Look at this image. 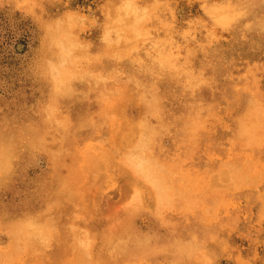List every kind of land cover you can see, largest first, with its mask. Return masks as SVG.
<instances>
[{
	"label": "rangeland",
	"instance_id": "1",
	"mask_svg": "<svg viewBox=\"0 0 264 264\" xmlns=\"http://www.w3.org/2000/svg\"><path fill=\"white\" fill-rule=\"evenodd\" d=\"M155 1L0 0V132L7 134L18 126L35 127L44 116L41 112L49 101L52 84L45 72L47 46L43 42L48 40V27L64 17L71 29L74 27L71 30L73 41L81 45L78 48L73 42L74 46L81 47L83 57L89 60L80 58L82 65L77 62L76 69L100 72L96 81L128 89L122 92V97L118 94L120 102L113 107L109 118L89 114L97 126L83 130L78 141H88L93 147L96 141L107 152L95 147L90 151L93 157H102V152L108 156L107 160L95 165H86L84 173L86 193L80 203L83 207L78 209L77 222L80 223L74 234L84 238L85 232L89 233V247L80 248L89 250L85 252L87 260L91 264H135V260L144 258L140 264H180V259L173 253L178 238L189 241V234L199 233L200 237L207 230L210 242L202 247L209 256L206 264H264V132L258 136L247 134L251 137L246 146L232 142L242 103L247 100L258 102L262 106L258 111L264 113V30L261 34L250 33L245 41L239 42V31H230L213 23L207 14L208 6L222 0ZM147 8L151 11L146 14ZM121 10L125 15L130 12L126 15L130 19L125 15L126 19H122ZM140 10V15L134 16ZM115 20L119 25L115 22L112 23L115 26H110ZM240 20L239 24H247L251 18L246 14ZM133 21L141 22L144 30L140 24L134 23L133 27ZM129 26H132L130 32H124ZM136 27L142 29L138 34H143V41L141 37L137 39L139 44L135 41ZM143 31L146 35L141 33ZM124 34L130 39L135 38L128 45L136 43V47L133 45V49H128ZM147 34L150 35L146 39ZM172 39H175L173 43ZM119 40L127 49L118 46ZM113 45V48L116 45L115 51ZM90 81L94 80L80 76L72 83V90L65 93L64 88L56 89L61 94L57 108L61 114L54 116L55 126L48 138L50 149L45 146L34 154H18L12 171L0 183V249H8L12 243L5 220L28 218L46 207L45 198L50 191L44 193L41 188L47 190V185L52 183L47 177L52 166L47 155L58 148L65 115L75 117L82 109L90 113L97 109L99 92L87 91ZM153 97L158 101L161 120L168 127L155 139L157 158L159 154L180 151L179 144H182L186 130L176 124L191 116L190 111L203 103L212 105L204 114L201 125L206 141L200 140L202 144L195 151L199 159L194 161L195 166L188 168L193 170L202 161L215 165L218 151L219 156L234 155L236 160L230 166L232 178L228 177L225 187L224 183L222 188L212 189L202 173L206 183L188 176L174 189H167L166 194L172 197L170 200L148 201L150 205L145 204L146 209L131 216L130 207L135 205L136 197L134 192L126 193L123 189L125 183L116 168L132 155L131 146L135 147L139 129L146 133V127L158 121L153 114H145L141 116L144 121L141 126L145 128L141 129L137 123L140 100L150 104ZM255 114L257 112L252 114L253 117ZM245 120L248 118L242 120L243 125H246ZM258 120L264 124V118ZM73 156L72 153L65 156L62 163L68 164ZM186 163L178 164L185 166ZM112 165L116 167L115 171ZM57 167L63 168L62 165ZM74 211L66 210L63 215L56 216L57 227L47 242L33 249L21 244L8 263L3 260L0 263L75 264L66 252L71 247L67 244L70 238L66 239L64 233L65 224L70 221L67 220L68 213L76 215ZM221 236L222 240L216 243ZM138 244L147 246L148 250L133 255Z\"/></svg>",
	"mask_w": 264,
	"mask_h": 264
},
{
	"label": "bare ground",
	"instance_id": "2",
	"mask_svg": "<svg viewBox=\"0 0 264 264\" xmlns=\"http://www.w3.org/2000/svg\"><path fill=\"white\" fill-rule=\"evenodd\" d=\"M150 5L151 4H149L148 6L150 7ZM156 7L157 6L155 7L153 6V8L157 9ZM168 7H170V5ZM132 8L134 7L130 6V9ZM148 10L151 11V9L147 8V12L145 11L146 14L150 12ZM206 11L213 23L217 25H221L223 26V28L230 31H235V32L239 31L237 32L239 42L245 41L244 38L248 36L250 33L259 32L261 34L262 32L261 30H264V0H222L218 4H213L208 6ZM141 12H142L141 10L138 13L136 12L135 13L136 15L134 16H137V14L140 15ZM120 13L121 15L123 14L122 19H126L124 17L125 14L123 13V11ZM129 13L130 12H128L127 14ZM246 14L249 15L251 21L248 22L247 24H241V23L239 24V21H241L240 19ZM131 15H133V13ZM143 15L146 16L144 13ZM72 17L70 16V18ZM145 18H143L142 20H146ZM64 20H65L64 17L60 18L58 19L57 23H54L53 25L51 24L48 27L47 29L48 40L46 42H43L45 43V46H47L46 50L44 49L46 51L45 53L47 57L45 72L49 82L51 81L52 84V90L49 101L44 106V110L41 112V114H44V116L41 118V120L37 123V126L35 127L29 128L27 126H21V127L18 126L15 127V131L7 132V134L0 132V183L12 171L15 162L18 158L17 157L18 154H20L21 152H26V153L30 152V154H34L37 153L40 149L45 148V146L47 150L50 149L48 147L50 145L48 138L50 136V131L55 126L54 116L57 114H61L57 109L58 106H60L58 98L61 96L60 92L56 91L57 88H64L66 93L72 90V83L75 81L76 78L80 76L86 78L90 77L91 80L94 81L89 82L87 86V91L99 92L98 95L96 96L98 104H95L97 109L95 108L96 109L95 112H91V113L90 111L82 109L77 113H75L77 114L75 117H73L72 115L64 116L65 118H63L62 121L63 135L60 138L58 148H56L55 150L56 152L52 151V154L50 153L47 155L52 164L51 169L48 172L49 175L47 177H50L52 179V183L47 185V190L44 187L41 188V191H43L44 193L50 191L49 196L45 198L46 207L41 208V210L37 211L33 215L27 216L28 218L22 217L19 219L5 220L6 229L10 231V234L12 236L11 237L12 243L10 247L8 249H0V260L5 261L6 263H8V261L18 253L21 244L33 249L34 246H37L39 244H44L45 242H47L50 233L53 230H55L57 227L58 221L56 222L55 219L56 216L63 215L66 210L71 211L73 209L75 210L73 213H76V215L68 213L67 220L70 221H68L65 224L66 226L64 227V233L66 239L70 238L69 240H67V244L70 245L71 247L66 252L68 255L71 256L70 259L71 262H75V264H91V262L87 260L86 257L87 255L86 253L89 252V250L85 251L80 249L83 246L84 248L89 247L87 243V239L89 238V233L85 232L84 238H81L78 234H74V232L76 229L75 228L76 225L80 223L77 222L79 221L78 219H79V211H80L78 209H81L83 207V205H81L80 203L85 198L84 195L86 193V187L84 185V173L85 171H87L86 165H92V164L95 165L99 163L101 160H107L108 156L106 154L107 151L102 149L103 146L102 148L99 147L96 141H95V147L97 149H100L101 151H106V152H102V157H96V156L93 157V154L90 153L92 149H96L95 147L92 146V143L88 141L78 143V141L80 140L81 132L83 130L93 129V126L94 127L97 126L96 122L92 123L89 114H97L99 117L104 118L105 116L106 118H109L110 114L112 113L113 107H115V105L118 102H120V99L118 98V94H120V96L122 97L121 95L122 92L125 93V91L126 90L128 91V89L123 90V86L118 84L108 85L96 81L95 79H97L96 77L97 75L100 74V72L91 71L89 69H83V70H78L79 68L76 69L77 62L81 61L83 57V52L82 50H80L82 49L81 47L80 49H77L73 44L74 37L71 34V30L74 27L72 26L73 28L71 29V25H68V23ZM112 21L109 24L110 26L112 25L115 26V24H112L115 22L119 25V21L116 20L114 22ZM134 21L132 22L133 24H131L133 27L135 25L139 26V24L141 27V22L139 23L138 21V23L137 22L135 23ZM124 23H126V20L124 21ZM124 23H122L121 25H123ZM117 24L116 26H118ZM144 24L145 23H143V26ZM132 26H129V28L126 27L128 30H124V32H128V31L130 32ZM140 27L139 28L136 27V29H138L135 32L136 34H138L140 30L142 31V29L144 30L145 28V26L141 27L142 29ZM161 32L163 33V31ZM135 33H134V37L136 35ZM141 33H145V32L143 31ZM129 35L131 36V34ZM141 35L140 34L136 35L137 37L135 41L137 43L139 41L137 39H139L140 37H141L140 40H142L143 37ZM148 35L150 34H147V36L145 37L146 39ZM122 36L124 38L123 40H125L126 37L125 34ZM127 37L126 40L127 39L128 41L131 40L130 42L125 41L126 46H128L129 47L128 49H130V47L136 43H134L133 45L132 44L128 45V43L134 42L135 38L133 37L134 39L132 38L130 39L129 37L128 38ZM117 39H119V37ZM173 40L175 39H172L171 42ZM47 42L48 44L46 45ZM118 43L119 46L120 40ZM79 45L80 44H77L76 46L78 47ZM120 46L126 48V46L123 45ZM113 47L114 45L112 46V48ZM131 48L133 49V47ZM113 49L114 51L117 49L116 45L115 48ZM86 50H84L85 51L84 53L87 52ZM125 51L127 50H124V52ZM110 52H107L106 54ZM118 53H114V55ZM119 55L121 56V54ZM122 56L124 57V55ZM164 56L166 55H163V57ZM169 56L171 57V54ZM160 58H162V56ZM84 60L87 61V59L85 58ZM90 61L93 60L91 59ZM169 61L170 60H168V62ZM168 62L166 64H168ZM85 93L86 92H84V94ZM144 101L146 102V100ZM144 101L140 100V104L138 103L139 119L137 120V123L140 126L142 125L144 121L142 120L141 116L145 114H153V116L158 118V121L156 122L155 125L146 127L147 128L146 133L143 130L139 129L138 131L139 138L134 140L135 147H133V145L131 146L132 147L131 151L133 150L131 153L132 155L127 156L122 161L123 163L121 165L118 164L117 168L113 167V165L111 166L113 167L114 171L115 168L119 171L120 173L119 176L121 180L125 183L123 189L126 191V193L130 191L134 192V195L136 197L134 202L135 205L133 204V207H130L131 210L129 211L130 212L129 215L134 216L136 213L140 212L141 210L146 209L145 204L148 206L150 205L148 201L149 202L151 201L153 203L156 202L157 198L162 199L164 202L170 200L172 197L166 194L167 189L168 188L170 190L174 189L177 183H180V181L187 178L188 176L194 178L193 179L194 181L195 179L201 181L200 183L207 182V184L210 185V187H212V189L215 190L218 188L219 189L222 188L221 185L226 182L228 177L229 179L232 178L231 177L232 171H230L231 168L230 166L233 163H235L234 161L236 160V156L234 155L228 157H225L223 155L219 156L218 153L220 151H218L217 153L216 156L217 160H215L214 162L215 165H208L204 161H202L197 168L193 170L188 168L191 166H195L194 161L199 159L195 155V151L202 144L200 140L204 142L206 141V139L204 138L205 136L203 135V132L201 130V125L204 114H207L208 110L212 108V105L208 106L201 103L194 110L190 111L189 114L191 116H188L187 118L185 117L184 119L177 122L176 125L181 124L182 126L180 127H183L184 131L186 130L185 132L186 134L183 133V137L182 138L180 137L182 139L181 142L182 144H179L180 151H177L174 154H170V153L159 154L157 158L154 153V149L156 147L155 141L157 140L156 138L158 135H160L159 134L160 131H165L167 130L168 127L165 125L166 124L165 122H162L161 117L159 115V107H158L157 99L153 97V101L151 103L149 102L150 104H148L147 102L146 104ZM257 103H253V101H249V100L245 101V103H242V107L239 112L240 119H237L236 121V128L234 133L235 135L233 136V140H232L233 143L238 145L242 144L241 146H246L248 144L247 140L249 137L263 134L264 124L261 125L258 119L264 118L263 117L264 113L258 111L261 109L262 106H259ZM256 112L257 114H255L253 117L252 114ZM66 114L68 113L66 112ZM69 114L72 113L69 112ZM244 118H248V120H245L246 125H243L242 123V120ZM140 126L139 128L142 127L141 129L145 128L143 127L144 125L141 127ZM121 127L124 128V125H121ZM247 134H250L251 136H247ZM230 141L231 140H229V142ZM79 146H81L80 149ZM70 153L74 155L73 159L68 164L62 163V159L65 156L69 155ZM163 157H167V159H164ZM183 161H186L188 163L184 164L185 166H181L180 164H178L179 162H183ZM59 165H62L63 168L60 167L58 168L57 166ZM192 173H195L194 176H192ZM200 173L205 175L206 182L203 181ZM109 176H113V174ZM225 185L226 183L224 184V187ZM262 209H264V206ZM173 224L174 226L176 225L175 222ZM205 232L201 234L200 237L198 236L199 233L189 234L188 236L190 240L189 241L186 240L185 242L184 240H180V238H178V244L173 253L174 255H176L175 257L180 259L179 260L180 264H206V262L209 259V256L207 255V253H205V251L202 250V247H204V245L210 242V233L207 230H205ZM221 240H222V236L219 237L216 243H219ZM147 250H148L147 246L138 244V246L133 249V255L147 252ZM142 260H144V258L135 260L134 263L140 264V261ZM4 263L2 262L0 264H4ZM92 264H96V262ZM98 264H103V263L99 262ZM123 264H128V263H123Z\"/></svg>",
	"mask_w": 264,
	"mask_h": 264
}]
</instances>
